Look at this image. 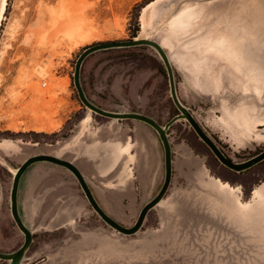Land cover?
<instances>
[{
    "label": "rangeland",
    "instance_id": "374dc122",
    "mask_svg": "<svg viewBox=\"0 0 264 264\" xmlns=\"http://www.w3.org/2000/svg\"><path fill=\"white\" fill-rule=\"evenodd\" d=\"M3 2L1 253L14 252L24 241L10 214L12 170L29 157L59 154L87 172L91 159L94 166L110 158L113 143L145 137L140 122L94 115L79 101L74 66L89 46L131 40L138 29L135 39L153 40L168 54L181 103L226 156L241 163L264 150V75L240 62L239 68L231 58L239 59V45L264 56V0H6L1 14ZM146 2L136 20L135 8ZM80 81L87 99L103 110L143 114L160 125L178 114L163 63L149 47L94 53L84 60ZM168 135L174 150L171 184L137 233L124 236L107 226L65 171V184L76 197L54 200L45 212L50 217L29 219L21 211L33 237L21 264H264V205L253 196L254 190L264 192V161L234 173L217 162L186 121L175 123ZM136 152L146 150L136 145ZM129 163L123 160L115 172L118 181L127 176ZM57 168L36 163L25 177L39 171L59 180ZM69 201L85 209L63 218L60 209ZM144 205L124 204L125 216L115 221L131 228Z\"/></svg>",
    "mask_w": 264,
    "mask_h": 264
},
{
    "label": "water",
    "instance_id": "95a60500",
    "mask_svg": "<svg viewBox=\"0 0 264 264\" xmlns=\"http://www.w3.org/2000/svg\"><path fill=\"white\" fill-rule=\"evenodd\" d=\"M142 46H146L154 50L159 56L160 60L162 61L168 77L170 98L173 105L178 111V114H176L174 117L168 120L164 125H160L154 119L139 113H132V112L120 113V112H110L103 110L97 107L96 105H94L92 102H90L87 99L81 85V81H80L81 67L84 60L90 55L97 52L108 51L112 49L136 48ZM73 86L76 90L78 99L81 102V104L86 109L91 111L94 115L112 120L138 121L140 123L149 126L156 132L160 140L164 154V178L162 185L159 191L157 192V194L142 207L133 226L131 228H126L120 225L119 223H117L113 218L108 216L106 212H104V210L100 207L97 200L93 196L90 186L86 181L85 177L76 167V165H74L72 162L61 159L57 156L45 155V154L35 155L27 158L13 174L12 185L9 195L10 214L17 229L22 233L24 237V241L23 244L12 253L0 252V260L5 261L8 264H21L22 261L24 260L26 252L29 250L30 245L33 241L32 232L29 228H27L24 225L18 211V188L23 174L30 166L36 163L53 164L55 166L64 168L68 172H70V174H72V176L77 181L79 188L82 191L88 204L90 205L92 210L97 214V216L107 226H109L117 233L124 236H130V235H134L141 229L147 214L160 204V202L164 199L169 189L172 179V151L168 137V130L171 128L173 124L177 123L178 121L180 120L186 121V123L189 125L190 129L193 131L195 136L199 139V141H201L207 147V149L211 152V154L214 156L217 162L231 172L242 173L264 161V150L259 154L255 155L254 157H252L251 159L241 163H235L233 160H231L228 156H226L222 152V150L217 146L216 142L212 139V137L208 135V133L204 130V128L200 125V123L196 120V118L192 115V113L188 110V108L181 103L177 94L175 75L172 64L170 62V58L168 54L165 52V50L162 48V46L153 40L133 39L128 41L99 43L87 47L78 56L76 60L74 66V72H73Z\"/></svg>",
    "mask_w": 264,
    "mask_h": 264
},
{
    "label": "crops",
    "instance_id": "0c3cea01",
    "mask_svg": "<svg viewBox=\"0 0 264 264\" xmlns=\"http://www.w3.org/2000/svg\"><path fill=\"white\" fill-rule=\"evenodd\" d=\"M173 126L174 124L168 130L170 135L173 134ZM140 127L144 131L145 137L137 135L136 138L113 143L110 158L95 160L94 166L92 164L93 159L90 158V166L87 172L77 167L84 177L87 174L90 181L88 184L93 196L104 212L114 220L125 216V212L122 209L124 204H128L129 207H133L138 202L146 204L164 178V154L160 140L156 132L149 126L141 123ZM83 132L84 129L79 131L77 138ZM169 141L171 145V140ZM136 145L143 147L146 153H134ZM186 147L192 153L190 147L187 145ZM171 151L173 154L174 150L172 147ZM56 156L59 157L60 155L56 154ZM133 159L137 163L134 167H132ZM123 160L130 162L126 172L127 176L124 179L120 178L118 181L115 177V172L119 169ZM31 167L26 170L19 183L18 211L20 217L22 210L29 213V219L50 217L45 212L51 209L50 204L54 200L58 198L64 199L71 195L76 197L75 189H68L65 184L66 172H68L66 169L57 166L58 170L55 171L61 175L59 180L39 171L30 172V175L25 177ZM97 178L104 180L102 185H98L96 182L93 184V179ZM68 183L72 186L73 180H69ZM77 205L79 209H76ZM236 205L238 207L241 203L237 201ZM55 208H52V210H55ZM84 209L83 203L69 201L61 207L60 210L65 213L61 217L74 218L78 216L75 213L76 211H83ZM39 213L41 214L39 215Z\"/></svg>",
    "mask_w": 264,
    "mask_h": 264
},
{
    "label": "bare ground",
    "instance_id": "6f19581e",
    "mask_svg": "<svg viewBox=\"0 0 264 264\" xmlns=\"http://www.w3.org/2000/svg\"><path fill=\"white\" fill-rule=\"evenodd\" d=\"M211 1V0H210ZM154 2H152L151 4H153ZM199 4H201L200 2H199ZM154 5V4H153ZM202 5V4H201ZM5 7H6V0H4V2H3V5H2V8H1V14H3L4 13V11H5ZM262 10H264V9H262ZM259 14H261L260 13V11H259ZM261 15H263L264 16V14H261ZM261 15H259V16H261ZM4 16V15H3ZM262 16V17H263ZM172 18V17H171ZM262 20H264V19H262ZM145 30V29H144ZM149 31V30H148ZM152 31H154V30H152ZM152 31H151V33H152ZM239 47V50H237V51H235L236 52V56H238L239 57V59L238 60H236L234 57H231L232 59H233V61H234V63L239 67V68H241L240 67V63H242V65L246 68V69H248V71H250L252 74H254V75H260V76H263L264 75V56H262V55H260V54H257L255 51H253V50H250L249 49V46H246V47H244V46H242V45H239L238 46ZM235 56V57H236ZM240 62V63H239ZM250 73V74H251ZM88 121V119H86L84 122L86 123ZM12 172V174H14L15 173V170H12L11 171ZM218 184H219V186H220V188H228V189H230V190H233L231 187H229L228 185H226V184H221V183H219L218 181H216ZM261 192H259V190H254L253 191V196L255 197V198H257L258 199V201L261 203V204H263L264 205V192H262V194H260Z\"/></svg>",
    "mask_w": 264,
    "mask_h": 264
},
{
    "label": "trees",
    "instance_id": "16d2710c",
    "mask_svg": "<svg viewBox=\"0 0 264 264\" xmlns=\"http://www.w3.org/2000/svg\"><path fill=\"white\" fill-rule=\"evenodd\" d=\"M149 2H146V3H144V4H141V5H138L135 9L137 10V14L135 15V19L137 20V18H138V16H139V12H140V10L142 9V8H144V6L145 5H147ZM7 7V6H6ZM6 10V9H5ZM137 31H138V29H135L134 31H132V33H131V37H130V39L132 40V39H135V37H136V33H137ZM32 135H36V134H32Z\"/></svg>",
    "mask_w": 264,
    "mask_h": 264
},
{
    "label": "flooded vegetation",
    "instance_id": "af4514ba",
    "mask_svg": "<svg viewBox=\"0 0 264 264\" xmlns=\"http://www.w3.org/2000/svg\"><path fill=\"white\" fill-rule=\"evenodd\" d=\"M216 181H218L219 183H221V184H226V183H222V182H220L219 180H216ZM226 185H228V184H226ZM229 186V185H228ZM230 187V186H229Z\"/></svg>",
    "mask_w": 264,
    "mask_h": 264
},
{
    "label": "built area",
    "instance_id": "2783aa9c",
    "mask_svg": "<svg viewBox=\"0 0 264 264\" xmlns=\"http://www.w3.org/2000/svg\"><path fill=\"white\" fill-rule=\"evenodd\" d=\"M45 85H46V84L44 83L42 86L45 87Z\"/></svg>",
    "mask_w": 264,
    "mask_h": 264
}]
</instances>
